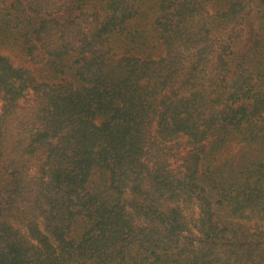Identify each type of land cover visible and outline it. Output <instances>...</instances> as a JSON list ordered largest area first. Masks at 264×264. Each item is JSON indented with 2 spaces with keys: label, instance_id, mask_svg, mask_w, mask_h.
<instances>
[{
  "label": "trees",
  "instance_id": "obj_1",
  "mask_svg": "<svg viewBox=\"0 0 264 264\" xmlns=\"http://www.w3.org/2000/svg\"><path fill=\"white\" fill-rule=\"evenodd\" d=\"M0 48V264H264V0H0Z\"/></svg>",
  "mask_w": 264,
  "mask_h": 264
},
{
  "label": "rangeland",
  "instance_id": "obj_2",
  "mask_svg": "<svg viewBox=\"0 0 264 264\" xmlns=\"http://www.w3.org/2000/svg\"><path fill=\"white\" fill-rule=\"evenodd\" d=\"M0 53L5 55V56H8L11 59V61L13 62V65L15 67L30 68V66L28 64H24L23 62H21V59L16 54L11 53L9 51H6L4 48H0ZM32 98H33V96L30 95L26 99L22 100L20 102L19 110L22 111L21 109L26 107L27 104L30 103ZM2 104H3V102L0 100V114L2 111ZM180 151H182V150H180ZM195 213H197L195 207H192V209H190V211L188 212L189 215H193Z\"/></svg>",
  "mask_w": 264,
  "mask_h": 264
}]
</instances>
